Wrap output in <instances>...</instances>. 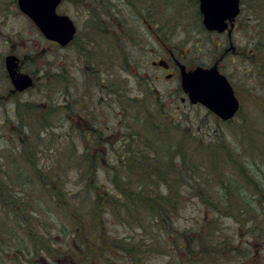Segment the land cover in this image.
I'll use <instances>...</instances> for the list:
<instances>
[{"label":"rangeland","instance_id":"obj_1","mask_svg":"<svg viewBox=\"0 0 264 264\" xmlns=\"http://www.w3.org/2000/svg\"><path fill=\"white\" fill-rule=\"evenodd\" d=\"M131 1L137 5V1ZM170 2L140 0L147 8L152 5L154 13L146 9L145 23L129 14L135 22L133 35L149 45L147 26L160 28L172 44L185 43L182 48L186 64L196 63L195 58L208 63L212 49L192 42L212 37L177 24L186 20L189 23V18L176 16V6H171L174 1ZM6 3L2 1L1 5ZM100 4L104 10L107 0ZM257 7L258 32L264 33V0H257ZM92 9L89 0L61 2L57 12L68 15L79 33L75 44L64 48L45 40L29 18L15 11L14 4L7 17L0 13V96H7L11 88L4 69L7 54L18 56L23 61L21 70L38 78L30 90L11 99L0 98V166L9 178L16 174L24 178L26 145L36 152L32 156L38 162L39 177L54 176L52 183L72 193L67 194V205L58 207L49 203L34 184L39 218L30 219V226L21 229L0 207V236L6 229L12 230L10 236L3 237L6 244L0 251V264H94L89 258H78L82 250L92 252L95 259L99 254L103 259L100 264H264V74L259 67L264 62L257 57L247 60L248 50L244 59L227 57L222 62L220 71L230 80L241 102L238 115L223 122L205 107L189 104L187 99L181 101L186 96L178 77L169 81L151 65L160 52L155 45L115 50L102 39L94 44L90 37L95 27L89 18ZM5 41L7 44H3ZM25 55L28 57L24 60ZM51 106L59 108L50 113ZM79 115L84 120L91 118L90 139L83 136L88 125ZM146 127L166 131L161 133L162 145L166 141L173 152L181 147L193 169L190 181L175 186L179 193L173 195L170 226L159 229L155 222L147 225L144 211L129 216L124 206L108 212V216L98 211L97 219L91 220L88 213H92V205L84 183L112 188L119 173L114 180L115 170L110 169V176L104 170L111 156L115 157L113 148L131 138V133L136 141L145 140L142 130ZM22 130H27L28 139L27 134H19ZM95 148L109 161L101 162L93 177L90 172L82 177L77 168L85 165L81 156L86 149L97 151ZM2 175L0 170V179ZM229 180L238 194L235 206H242L241 201L242 209H248L239 219L234 217L235 209L227 213L221 204V199L230 195ZM126 183L133 192L137 180L130 178ZM73 212L84 215L76 221L78 228L69 217ZM137 219L142 220L144 228ZM32 233H36V239ZM120 239L130 251L113 247ZM49 242L52 250L47 252L43 245L49 247Z\"/></svg>","mask_w":264,"mask_h":264},{"label":"trees","instance_id":"obj_2","mask_svg":"<svg viewBox=\"0 0 264 264\" xmlns=\"http://www.w3.org/2000/svg\"><path fill=\"white\" fill-rule=\"evenodd\" d=\"M257 36L258 43L256 53L258 54H256V57L259 59V62H264V33L258 32ZM259 67L261 68V72L264 74V63H260ZM23 106L32 105L25 104ZM57 108L59 107L51 106L49 108V112H56ZM157 129L158 128H144L142 133L146 137L145 140L137 139L136 141L134 139L135 134L131 133V138L128 137L126 140L120 142V144H118V148H113L115 157L113 158L111 156V163H107V169L104 170L107 173V176H110V169H114V180L119 173L118 182L114 181V186H112V188L102 183L97 185H91L90 182L84 183L85 190H87L85 195L88 196L87 200L92 205V213H88L91 220L95 221L97 219L96 213L98 211L101 215L103 214L108 216L110 215L108 212H113L115 208L124 206L126 207L125 213L129 216L142 213L144 211L146 214L145 217H148L145 221L147 225H151L153 222H155V225L159 229L161 226L164 228L170 226V222H168V220L171 219V210L173 209L171 208L173 207V195L179 193L175 186L177 187L182 182L190 181L189 175L193 169L187 164V159L189 157L186 152L181 149V147L177 149L174 148L175 151L173 152L172 145L166 141H164V144L162 145L160 140H162L161 137H163V134L161 133H165L166 131L157 132ZM44 130H46V128ZM22 133L26 135L27 130L19 131V134ZM156 134L160 135V138L155 137L157 136ZM28 137L29 134H27L26 139H28ZM178 145L181 146V143ZM24 152H28L26 156ZM33 154L35 155L36 152L25 145L23 148V155L24 166L27 170V175H25L24 178L17 176L16 174V177L13 176L11 179L7 174H5L6 172L3 171L2 167L0 166L1 173L3 174L2 178L0 179V207L2 211H4V213L10 217L9 219H14L16 221V224L19 228L25 226L29 227L31 224L30 219L37 221V218H39L38 209L35 206H39V204L33 197L34 184H37L42 189V195L47 197V201L49 203H55L58 205V207H62L60 204L67 205V200L70 198L67 196V194L72 195V193L64 191V187L61 188V186H57L56 184L52 183V180L50 179H52L54 176L39 177L38 162L36 159H33ZM81 158L83 163L85 162V165H78L77 168L80 171V176L82 177L87 176L86 174L89 172L93 177V175L97 173L101 162L109 161L106 160L103 154L98 150L95 152H90L88 149H86L83 152V156H81ZM175 162H177L178 165H175ZM239 170L241 172L244 171L241 167H239ZM170 175H172V180ZM173 175H176V179L178 181L173 179ZM130 178L137 180V185L133 192H130L127 189L128 183H126V180H130ZM192 179L195 180V177ZM10 182L16 184L13 185ZM228 184V188L231 190L229 191L230 195L228 198L225 197L221 199V204L224 205L223 207L226 209L225 211H227V213L232 212V210L235 209L236 213L233 215L236 219H239V216H242V212H248V209L245 206L243 208H245L246 211L242 209L244 203L241 201H239V203L242 206H235L234 203L236 202V198H238V194L234 192L235 185L233 184L231 187V182ZM13 187L14 190L12 189ZM152 187H156L157 189L161 188V190H158V192H153L151 189ZM163 187L166 189L163 190ZM15 190L16 193L14 192ZM41 208L42 206L39 209ZM216 209L221 208L216 207ZM83 216L84 215L81 212L77 214L75 212L69 214V217L73 218L75 221L76 228H78V222L76 221L83 218ZM216 216H218V213H216ZM137 221L139 222L138 225L140 227H145L141 219H137ZM10 231L12 230L6 229L2 233L3 235L0 236L1 252L4 251V246L6 244V240L3 237H5V235L10 236ZM167 234L169 236H173V232H168ZM30 235H33V237L36 239V233H32ZM113 247L120 250H131L126 248V242L123 239H120L119 243H114ZM43 249H46L47 252L51 251L52 249L50 248V242L49 247L43 245ZM215 252L218 253V251ZM50 256L53 257L54 254ZM79 257L89 258V260L94 264H100L103 261L99 254L95 259L93 258V253L86 250H82L80 253H78V258Z\"/></svg>","mask_w":264,"mask_h":264},{"label":"flooded vegetation","instance_id":"obj_3","mask_svg":"<svg viewBox=\"0 0 264 264\" xmlns=\"http://www.w3.org/2000/svg\"><path fill=\"white\" fill-rule=\"evenodd\" d=\"M2 1L7 2L8 4L6 3L4 5H1ZM62 1L65 0H61V2ZM76 1L77 0H75V2ZM102 1L103 0H89V2L92 3L93 7V9L89 12V18L93 19V24L95 26L92 27L93 29L91 30L90 35L92 42L96 44L97 39H102L111 45V49L115 50H117L118 48L123 50L130 47L143 49L147 46H151L152 48V46L155 45L158 49H160V52L156 54V56L158 55L157 59L151 61V65L157 68L163 75V77L169 81L175 77H178L180 81L178 62L185 64L187 68H193L197 65L208 67L215 64V62H218V68L220 70L223 66L222 62L226 60L227 57L229 59L236 60L244 59L248 55L246 53L247 50L249 51V57L247 60L252 61L256 57V49L258 43L257 0H238L237 13L234 17L225 20V28L222 32H218L217 30L210 31L205 28V26L203 25V16L199 9V0H181V3L173 0L174 2L172 5L171 0L170 5L172 7L176 6V16H181L180 18H182V20H185L184 18H187V16L189 18V23H187L186 20L185 22H177V24H182V26L186 30L188 29L189 31H197L201 34L212 37L211 39H207V41L192 42V44L195 46L201 43V47L203 49H212V54L209 57V62H197V58H195L196 63L191 62L190 64L188 63L189 65L185 63L184 59L185 52L183 53V51L185 50V47L182 48V45L185 43L180 42L179 45L178 43L172 44L170 42L171 39L166 36L167 33L163 32L160 28L156 29V27H151L150 25L147 26L150 38V42H148L149 45H147L146 43L144 44L143 40L142 43H140L141 39L139 37H136L138 35H133L132 29L135 22L131 21V19L129 18V14L135 15L137 22H139V20H142L144 22L146 9L150 13H154V8L152 5H148L149 8H147L145 4H140V0H135L137 1V5L131 0H107L106 8L102 10L100 4V2ZM12 4H14L15 6V11L18 10L22 15H25L19 9L18 0H0V13L2 12L3 15L7 17V14L11 13L10 11ZM103 15L105 16V18L103 17ZM102 23L104 24V27H102ZM76 30L77 31L74 40L66 47L75 44V42L78 40L79 33L77 27ZM83 33L84 32H82V35ZM81 41L84 44L86 43L85 45L88 44L87 42L83 41V39H81ZM3 44H7V41L3 42ZM27 57L28 55H25L23 59L25 60ZM158 61H164L165 65H167V68L153 65L154 62ZM29 74L33 78L34 85L37 84L38 78L34 76L33 73ZM10 91L11 88L9 89L7 96H0V98L11 99L16 95H19L14 94ZM180 99L181 101H185L184 97H181ZM238 100L240 111L241 102L239 98ZM63 106L66 105L63 104ZM80 118L88 125V129H85L83 131V136L86 139H90L89 134L91 136V133L93 131L91 118L89 120H84L83 116H80Z\"/></svg>","mask_w":264,"mask_h":264},{"label":"water","instance_id":"obj_4","mask_svg":"<svg viewBox=\"0 0 264 264\" xmlns=\"http://www.w3.org/2000/svg\"><path fill=\"white\" fill-rule=\"evenodd\" d=\"M61 0H18L19 9L34 23L39 32L61 47L72 41L76 26L65 14L57 13ZM203 25L207 30L222 32L225 20L236 15L238 0H199ZM167 68L164 61L154 62ZM4 66L12 85V92H23L32 86L29 74L19 70V58L9 54ZM180 87L192 105L200 104L222 121L232 119L239 109L233 87L218 68V62L210 67H187L178 62ZM168 78V76H167Z\"/></svg>","mask_w":264,"mask_h":264}]
</instances>
